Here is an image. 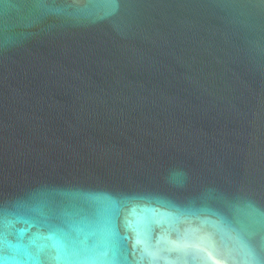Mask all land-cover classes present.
Returning a JSON list of instances; mask_svg holds the SVG:
<instances>
[{
  "label": "water",
  "instance_id": "water-1",
  "mask_svg": "<svg viewBox=\"0 0 264 264\" xmlns=\"http://www.w3.org/2000/svg\"><path fill=\"white\" fill-rule=\"evenodd\" d=\"M0 264H264V0H0Z\"/></svg>",
  "mask_w": 264,
  "mask_h": 264
}]
</instances>
